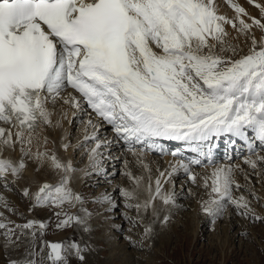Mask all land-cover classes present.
I'll list each match as a JSON object with an SVG mask.
<instances>
[{
  "label": "snow or ice",
  "instance_id": "6c2138e0",
  "mask_svg": "<svg viewBox=\"0 0 264 264\" xmlns=\"http://www.w3.org/2000/svg\"><path fill=\"white\" fill-rule=\"evenodd\" d=\"M249 2L264 14V5ZM226 3L234 17L220 14L215 0H0V125H8L0 126V182L6 187L9 176L19 178L27 158L47 159L65 174L72 169L55 154L33 153L30 147L41 124L52 125L48 105L59 100L79 110L86 104L138 159L144 149L136 145L162 151L156 144L159 139L206 142L224 133L247 138L251 129L264 143V37L257 39L252 31L264 32V19L249 16L233 0ZM226 26L236 30L237 39L242 35L245 42L250 40L248 53L237 55L238 45L229 40ZM69 88L79 97L62 95ZM88 124L96 129L91 119ZM56 126H61L59 121ZM18 146L22 156L18 163L3 157L5 150ZM100 147L97 143L96 149ZM96 149L93 167L98 166ZM250 151L245 163L256 170L264 164V156L251 147ZM210 154L211 146L202 153L209 159ZM201 163L176 161L170 170L159 172L154 186L149 177L143 201L138 189L144 178L125 172L135 185L133 190H120L125 207L155 215L157 199L165 205L175 203V192L165 191L164 185L181 169L196 183L191 165ZM237 170L239 165L214 167L204 177L203 186L210 191L202 210L216 218L232 205L240 215L264 221L244 195L234 196V189L241 187L234 175ZM68 184L67 175L58 185L44 183L33 196V207L61 209L54 213L58 229L76 225L90 231L85 216L91 213L86 209L85 216L63 211L66 204L75 207L84 202ZM23 195L28 197L29 190ZM102 200L117 207L107 194ZM0 202L7 207L4 197ZM48 226L29 220L12 228L0 221L6 244L20 238L17 228L32 230L28 256L39 257V264H69L73 255L86 264L84 253L89 249L79 243L43 241L35 251L37 230L43 235ZM151 231L145 229L146 234ZM8 264L21 261L10 259ZM23 264L38 260L28 258Z\"/></svg>",
  "mask_w": 264,
  "mask_h": 264
},
{
  "label": "rangeland",
  "instance_id": "374dc122",
  "mask_svg": "<svg viewBox=\"0 0 264 264\" xmlns=\"http://www.w3.org/2000/svg\"><path fill=\"white\" fill-rule=\"evenodd\" d=\"M241 4L247 12L249 11L250 13L251 10L254 11L253 8L249 7L248 9L243 2ZM249 21L250 20H248V22ZM262 37H264V32ZM244 54L246 53H243V51L237 52L238 56H242ZM57 103H60L61 105L64 102L63 100H59ZM57 103L50 104V107L55 105L57 106ZM83 115L85 114L83 113ZM87 118L89 117H82L81 120L84 121L87 120ZM90 119L92 118L90 117ZM69 124L70 125H68L67 130H69L68 135L70 139H67V142L70 147H73L72 152L75 159L72 168L78 165V169H82L84 168V163L87 168L90 166V168H92L93 160H87L91 155H89L90 153L87 151L88 147H83L85 143L82 141H85L87 140L86 138H88V141L93 143L96 139H92V136L88 137V134H91V130L87 134L86 138L82 139V135H86L87 132L86 129H84V131H81L80 129V127L82 128L84 125L79 124L75 131L72 132L75 125L72 126L71 123ZM49 127L51 131V125ZM54 134L55 130L53 129L50 134L51 137H53ZM70 134L75 135L72 138ZM81 142L83 145H80ZM18 147L17 149H19ZM80 147L82 148L81 151H79ZM137 147L140 146L137 145ZM113 148L115 149L116 147ZM248 148V145H241V147L235 151V160L231 161V164L233 163V165L240 161L241 169L237 170L239 175L238 181L241 187L239 189H234L233 194L236 197L243 194L251 202V207L255 210V213L260 216H264V186L260 184L257 181V178H254L253 175L251 178L250 176H244L246 172L244 167L248 165L244 162L245 158L248 157ZM110 149L111 148H109L108 151H111ZM32 150L33 149L31 148V151ZM262 151L263 149H259L257 153L264 156ZM104 152L105 151H101L102 154L99 152V156H104V159L98 163L96 169H92L89 173H87V175L93 173L96 176L95 178L98 176L99 180L103 179L102 181L106 180L107 182L100 185L97 183L96 185L95 181L91 184H89L90 182H87L85 185L82 183L83 190L79 195L84 198L83 204H77L73 208H70L69 206L68 208L70 209L65 208V206L63 208V211H67L75 215L85 216L84 209H86L88 213H91L90 217L85 216L87 219V227L90 231L86 232L83 230L84 226L76 225L64 229H58L56 227L58 218L54 213L61 211V209L54 207H33V198H31L32 195L25 197L23 195V190L25 189L23 188L21 181L13 180L10 176L7 181L8 186L5 187L3 183H0V196L4 197V200L7 202V207L0 202V212L3 213V217H0V221L7 223L9 227L12 228H15L16 225H23L29 220L43 221L49 226L44 231L43 235H41L40 231L37 230L35 251L39 252L43 241L63 242L65 244L70 242L79 243L82 248L87 246L89 249L86 253H84L86 256V264H264V221L254 220L252 216H242L232 205H228L227 210L216 218L205 214L202 208L194 214V216H196V220L195 218H191V211L193 210L192 207L194 203L202 202L206 197L204 193H201L200 190H198L201 186L198 178L196 183H192L187 179L186 175L182 177L184 181L183 183L186 182L185 186H187V188H185L184 192L178 196V200H175L174 204H170L173 206L171 211L172 213L170 212L169 221L166 223L164 222V225H167L166 227L169 229L171 228V230L169 233L164 234L165 237H167L163 241H158L157 238H155L154 234H156V228L158 229L157 225L150 223L147 226L146 224L148 223V218H146V216L143 215V218L138 217L139 214H137L138 212L134 208L128 209L125 207V200L123 199V196L120 195V190L125 188L132 189L131 186H135L134 183H132L133 180L131 181V178L128 179L129 177H126L121 183L118 182L116 184V188H119V192L117 194L118 196L116 198H113L114 195L110 197H112L114 202L120 206L111 210L110 205L102 201V197L107 193L108 196L110 193L112 194L115 188L113 179H109V176L114 171H109L110 174L107 173L108 169L113 166V164H109L112 160H106L108 156L103 155ZM116 152L117 151H113L112 153L114 154ZM112 153H110L111 156L113 155ZM119 157H121V153L119 154L118 159ZM26 161L29 163L35 162L32 158H27ZM87 161L88 164L86 163ZM104 161V165L101 166ZM219 161L223 162L224 159L222 157H218L213 162V166ZM121 163H123V161H121ZM158 165H160L159 161L156 162L155 166L154 164H151V166L149 165V170L152 167L150 173H157L158 176L159 172L169 170V168ZM261 165L259 169L260 171ZM120 167L122 166H119V168ZM133 167L134 166H132L131 169ZM210 167L211 166H209V164H204L201 167L203 169H196L208 170ZM141 168L144 169L145 167L143 168V166L139 165L137 168L135 165L132 170V175L137 176L138 173L136 171H139L141 172V175L144 176L147 172L144 170L141 171ZM120 176L121 175H118L116 179ZM137 177L141 176L138 175ZM172 179L171 186L173 185V188L175 189L176 187L178 188L179 185L176 184V181L178 183L180 180H177L176 174L173 175ZM53 180L58 181L57 177ZM120 184H122V186H120ZM84 186L85 188H83ZM173 188L172 190L175 191ZM181 190L182 188L179 189L177 193ZM204 191L206 192V188ZM139 192L140 189L138 193ZM253 192L255 193V196L252 195ZM256 197H259V200H257ZM133 203H135V201H133ZM97 206L100 207V210L92 209ZM127 216L134 217L136 219L129 220L127 219ZM101 219L103 221L102 223ZM203 220L205 221V224ZM148 227H150L152 231L146 234L145 229ZM173 229L176 230L174 231ZM95 230H97L98 233H95ZM31 231L32 230L17 228L16 232L20 238L17 240L13 237L15 242L6 244L4 236L6 229H0V264H8L10 259H16L21 261V264H23V261L28 258L37 259L39 264V257L28 256L30 241L32 240L30 235ZM21 232L24 234L20 235ZM46 251L47 249H45V252ZM45 264H47V262H45ZM69 264H80V262L78 261V258L73 255L70 257Z\"/></svg>",
  "mask_w": 264,
  "mask_h": 264
},
{
  "label": "bare ground",
  "instance_id": "6f19581e",
  "mask_svg": "<svg viewBox=\"0 0 264 264\" xmlns=\"http://www.w3.org/2000/svg\"><path fill=\"white\" fill-rule=\"evenodd\" d=\"M234 3H237V4H239V5H241V6H243L241 3L243 2V4H245V6L249 9V7L250 8H253L254 9V11L253 10H251L250 11V13H249V11H248V14H249V16H252V17H256V18H258V19H264V14H262L261 13V11H260V9L259 8H257V7H254L253 6V4L252 3H250L249 2V0H234L233 1ZM215 3L217 4V6H218V9H219V13L220 14H223V15H226V16H228V17H234L235 15H236V13L234 12V10L229 6V4L228 3H226V0H215ZM255 3H258V4H261V5H264V0H255ZM244 7V6H243ZM248 19V17L246 16V17H244V19ZM245 19V20H246ZM249 23H251V21H249ZM226 28H227V31H228V33H229V40L233 43V44H235V45H238V51H243V53H248V51H249V47H250V40L249 41H247V42H245V37L244 36H242V35H240L239 36V38L237 39V36H238V33L236 32V30H234V29H232L231 28V26H226ZM253 33L255 34V36H256V38L257 39H260V38H262V34H263V32H261L259 29H257V28H253ZM240 53V52H239ZM242 54V53H241ZM227 55H231V53L229 52V53H227ZM69 90H72V89H70L69 88ZM74 91V90H73ZM66 94H68V89H67V91L65 92V93H63L62 95H64V96H66ZM76 95H77V97H79V94L78 93H76ZM58 102V101H57ZM58 104V103H57ZM50 106V104L48 105V107ZM56 106V105H55ZM49 109H50V111H52V113H53V115H52V120L53 119H55V118H60L61 120H62V124H61V126H59V127H57L56 126V122L54 123L55 124V126H56V128H53L54 130H55V134H54V138H56V139H54L53 137H51V131L53 130H51L50 131V129H47V125L46 124H41V126H40V128L35 132V133H33L32 134V143H31V145H30V147L33 149L32 150V152L33 153H36V152H45V151H47L48 152V154L49 155H53V154H55L56 156H58L59 157V159L62 161V162H64V163H67V164H70L71 166L73 165V163L75 162V159H74V157H73V152H72V150H73V147L71 146H69L68 145V143H67V147H65V145H66V143L63 141V138L65 137V135H64V133H65V131L64 130H66V128L64 127V126H67V122L71 119V117H72V114H74L75 112V110H72V112H71V105H68V104H65V103H63V104H61L60 105V103L56 106V108H51V107H49ZM73 109H74V107H73ZM84 111H86V112H92V110L90 109V108H88V106L86 105V104H84L83 105V110H79V113H78V115H76V117H74L73 119H72V126H77V124H79V123H76V121H80V113L81 114H83V112ZM71 115H70V114ZM69 115H70V117H69ZM83 116H85V115H83ZM85 118V117H84ZM94 118H96L95 117V114H94ZM90 119V118H89ZM93 122V121H92ZM93 124H95L96 125V129H97V132L99 133V136L97 137V139H96V142L93 144V145H91V149H96V144L97 143H99V142H103L102 144V147H100L99 148V150L97 151L98 153L100 152L101 153V151L102 150H105V149H108V148H111V147H113V146H116V148L114 149V148H112L113 149V151L114 150H118V154H119V152L124 148V144H123V142H116V144H113V142L115 141V136H114V134L112 133V131H109V130H107L109 127V125L106 123V122H104L103 120H101L100 118L99 119H97L96 118V122H94ZM46 125V126H45ZM70 125V124H69ZM0 126H4V127H8V125H0ZM76 128V127H75ZM89 129L90 128H88V130L87 131H89ZM13 130H15V129H13ZM251 129H248V131H250ZM92 131H94V129L92 130ZM105 131V132H104ZM72 132H74V130L72 131ZM104 132V133H103ZM54 133V132H53ZM83 133V132H82ZM253 134L255 135V138H256V134H255V132H253ZM53 135V134H52ZM63 135H64V137H63ZM74 135L75 134H70V136H72V137H74ZM228 134L227 133H224V134H221V135H219V136H216L217 137V141H218V139H219V137H222V138H224V139H226V141H229L228 143L230 144L231 143V137H229V136H227ZM56 136V137H55ZM69 136V135H68ZM109 136V137H108ZM224 136V137H223ZM88 137H90L89 136V134H88ZM111 137H112V140H110L111 139ZM82 138V137H81ZM235 138H237L236 136H234V139ZM26 139H27V136H26ZM83 139V138H82ZM86 139H88V138H86ZM240 139L241 140H243L244 141V139L243 138H241L240 137ZM159 140H163V139H159ZM87 141V140H86ZM85 141V142H86ZM95 141V140H94ZM217 141H216V143L215 144H213V146L215 147L216 145H217ZM222 141H223V139H222ZM82 142H84V141H82ZM208 142H210V141H208ZM112 143V145L110 146V144ZM197 144L198 142H192V144ZM203 143H205V142H203ZM202 143V144H203ZM264 144V143H263ZM264 146V145H263ZM82 147V146H81ZM80 147V148H81ZM19 148V147H18ZM86 149V148H85ZM111 150V149H110ZM8 153H10V157H9V159H12V157H13V161H15V162H19V160L22 158V156H21V153H20V151H19V149H17L16 148V150L14 151V156L12 155V153H11V150H6ZM80 151V150H79ZM83 151V150H82ZM93 151V150H92ZM206 150L205 149H203L202 151H201V153H205L206 154V152H205ZM76 152H78V151H76ZM103 152V151H102ZM102 154V153H101ZM113 154V153H112ZM116 154V153H115ZM118 154H116V155H112V156H109V153H108V157L106 158V160H108V159H113V161L112 162H109V164L110 163H117V161H118V159H117V156H118ZM212 154V153H211ZM258 154V153H257ZM103 155H107L106 154V152H104L103 153ZM263 155V154H262ZM91 157H92V155H91ZM104 157V156H103ZM102 156H101V158L99 157V159H98V163L100 162V161H102V159H104ZM126 157H128V158H131V159H133V160H135L136 162H140V160H142L143 162H147L148 160H147V157H148V155H146V154H143L139 159H138V157L136 156V155H134L132 152H129L128 150H125V151H123V158H121V159H119V163H120V161H122L123 160V162H125V164H126V167H125V165L123 166V167H121V168H119V166L121 165V164H119V163H117V164H115V165H113L111 168H107L108 169V172L107 173H109L110 174V172L113 170L114 172H112V174L109 176V179H113V181H114V186H115V188H114V186H113V188H114V190H113V193L111 194H109V196H112V195H114V197L113 198H116L118 195V192H119V188L117 189L116 188V184L118 183V182H122V180L124 179V178H126V177H129V176H127V175H125L124 173L125 172H131L132 173V171L131 170H133L134 169V167L130 170L128 167H130V165H128V163H129V159L128 158H126ZM126 158V159H125ZM256 157H253V159H255ZM163 161H164V164L165 165H167V164H169V163H175L176 161H179V159L176 157V156H173V155H171V154H169V153H167V152H165L164 154H163ZM244 159V158H243ZM35 160V159H34ZM88 161H89V159H87ZM88 161L86 162L87 164H88ZM31 162V161H30ZM107 162V161H106ZM157 162V161H156ZM245 162V161H244ZM26 163H27V168L23 171V173L21 174V176L19 177V178H17V177H13V176H10V178H13V180H16V181H21V183L23 184V188L24 189H28L29 191H30V195H32V197L31 198H33V196H34V194H35V190H36V188H37V185L40 183V182H42V181H47V180H49V181H54L55 182V184L56 185H58L59 183H60V181H61V179L65 176V175H67V177H68V180H69V184H68V187L74 192V193H78V194H80L81 192H82V186L83 185H85V183H87V182H90L89 184H91V183H93L94 181H95V184L97 183L98 185H100V184H105L107 181L105 180V181H102V180H99V178H98V176H97V178H95L96 176H95V174H88L87 175V173H89L92 169H96V167H92V168H87V166H86V164L84 163L83 165H84V168H82V169H78V165L76 166V167H73L67 174H65L62 170L61 171H58V170H56L54 167H52V165H51V163L47 160V159H44L43 160V162H41V161H39V160H35V162H33V163H29V162H27L26 161ZM104 163H105V161L101 164V166H103L104 165ZM93 164V163H92ZM91 164V165H92ZM108 164V165H109ZM138 164V163H137ZM154 164V166H155V164L156 163H153ZM152 164V165H153ZM242 164V163H241ZM239 166H240V163L238 164ZM246 165V164H245ZM118 166V167H117ZM137 166V168H138V166L139 165H136ZM151 166V165H150ZM158 166H160V165H158ZM81 167V166H80ZM212 167V166H211ZM144 168V167H143ZM152 168V167H151ZM151 168H150V170H149V166L147 165V168H144V169H142L141 168V171L142 170H144V171H146L147 173H145V175L144 176H142L141 175V172H139V171H136L137 173H138V175L139 176H141V177H143L144 179V182L141 184V186H140V192L138 193V195H139V197H140V200L141 201H143V199L144 198H146V196H147V193L145 192V190H144V186L148 183V180H149V177H151L152 178V181H153V186H154V180L157 178V173L155 174V173H150V171H151ZM155 168V167H154ZM214 168V167H213ZM213 168L211 169V172H212V170H213ZM245 168V171L247 172H245V174H244V176H250V178H251V176L253 175L254 176V178L256 177L257 178V181L260 183V184H262L263 186H264V164H262L261 165V171L259 170L260 169V166L257 168L258 170H252L251 169V167H250V165H247V166H245L244 167ZM99 169H101V168H99ZM160 169V168H159ZM201 169H203V168H201ZM251 169V170H250ZM102 170V169H101ZM157 170H158V168H157ZM170 170V169H169ZM110 171V172H109ZM164 171V170H163ZM252 171V172H251ZM134 172V171H133ZM157 172V171H156ZM262 172V173H261ZM179 174V173H178ZM99 175H101V174H99ZM118 175H121L120 177H118V179H116L117 178V176ZM137 175V176H138ZM151 175H153V176H151ZM235 179H236V181L239 183V181H238V179H239V175H238V171H235ZM89 176V177H88ZM92 176V177H91ZM125 176V177H124ZM136 176V177H137ZM205 176H208V175H203V174H199V175H197V177H198V181L200 182V184H201V186L203 185V179H204V177ZM57 177V180L58 181H56V180H53L54 178H56ZM88 177V178H87ZM94 177V178H93ZM52 178V179H51ZM101 179V178H100ZM106 179V178H105ZM128 179H130V177L128 178ZM241 179V178H240ZM85 180V181H84ZM88 180V181H87ZM173 180V179H172ZM172 180L169 182V183H166L165 185H164V190L165 191H169V192H171V191H173L172 190V188H173V185L171 186V182H172ZM112 181V182H113ZM129 181V180H128ZM131 181H132V179H131ZM184 182V181H183ZM0 183H2V182H0ZM8 183V182H7ZM14 183V182H13ZM20 183V184H21ZM82 183H83V185H82ZM133 183V182H132ZM186 183V182H185ZM209 183H210V181H209ZM96 184V185H97ZM175 184V183H174ZM14 185V184H13ZM95 185V186H96ZM131 185H133V184H131ZM186 185V184H185ZM2 186V185H1ZM8 186V185H7ZM18 186V185H17ZM120 186H122V184H120ZM124 186V185H123ZM177 186V185H176ZM183 186H184V184H181V186H180V188H178V189H181V188H183ZM200 186V187H201ZM20 187V186H19ZM119 187V186H118ZM126 187V186H125ZM125 187H123V188H125ZM132 187V189L130 188V189H128V190H133L134 188H135V186L133 187V186H131ZM172 187V188H171ZM203 187V186H202ZM21 188V187H20ZM83 188H85V186L83 187ZM139 189H138V191H139ZM174 190H175V188H173ZM204 189H205V187H204ZM1 190V189H0ZM184 190H185V187H184V189H182V191L181 192H179V193H177L176 194V191H177V188H176V190L174 191L175 192V195H177V196H175V200H178V196L180 195V194H182L183 192H184ZM24 191V190H23ZM209 191H210V189H206V197H205V200H207V199H209V195H208V193H209ZM2 192V191H1ZM190 192V191H189ZM193 193V192H192ZM197 193H199V192H197ZM99 194V193H98ZM108 194V193H107ZM188 195H190L189 193H187ZM194 194V193H193ZM195 195V194H194ZM203 195V194H202ZM243 195V194H242ZM192 196V195H191ZM13 197V196H12ZM180 198H181V196H180ZM124 199V198H123ZM200 199V198H199ZM204 200V201H205ZM103 201V200H102ZM203 202V201H202ZM202 202H196V203H194V205H193V210L191 211L192 212V219H194L195 218V220H196V216H194V214L195 213H197L201 208H202ZM156 209H157V213L155 214V215H153V213H152V211L151 210H149L148 212H140V213H137V214H139V216L138 217H142L143 218V215L144 216H146V218H148V223L146 224L147 226H148V224H154V225H157L158 226V229L156 228V234H154L155 235V238H157V240L158 241H163L166 237H165V235L164 234H166V233H169V231L171 230V228L169 229L168 227H166L167 225H164V222H165V220H164V217L165 216H167L168 217V219H167V222L169 221V214H171L172 212V208H173V206H171V205H165V204H163L159 199H157L156 200ZM108 204V203H107ZM109 205V204H108ZM117 205V204H116ZM70 205H65V208H67V209H70V208H73L72 206H70V208H68ZM120 205H117V207H119ZM98 208V209H97ZM111 208V207H110ZM92 209H94V210H100V207H94V208H92ZM112 209H114V208H111V210ZM202 211V210H201ZM171 212V213H170ZM114 214V213H113ZM136 214V215H137ZM173 215V214H172ZM128 217V216H127ZM131 219H136V218H134V217H131ZM138 220V219H137ZM146 220V219H145ZM139 221V220H138ZM103 221H102V219H101V223H102ZM122 222V221H121ZM203 222H204V224H205V221L203 220ZM166 223V222H165ZM146 226V227H147ZM153 226V225H152ZM155 227V226H154ZM171 227V226H170ZM164 229H166V230H164ZM98 230V229H97ZM97 230H95V233H98L97 232ZM174 231L176 230V229H173ZM176 232H178V231H176ZM86 238H87V236H86ZM90 240V239H89ZM156 240V241H157ZM162 243V242H161ZM111 247V246H110ZM93 249V248H92ZM128 250V249H127ZM92 253V252H91ZM95 258V257H94ZM92 260V259H91ZM94 260V259H93ZM99 263V262H98ZM100 264V263H99Z\"/></svg>",
  "mask_w": 264,
  "mask_h": 264
},
{
  "label": "water",
  "instance_id": "95a60500",
  "mask_svg": "<svg viewBox=\"0 0 264 264\" xmlns=\"http://www.w3.org/2000/svg\"><path fill=\"white\" fill-rule=\"evenodd\" d=\"M44 183H49V184L56 185L54 181H49V180H47V181H42V182L39 183V185H38L36 191H38L39 187H41Z\"/></svg>",
  "mask_w": 264,
  "mask_h": 264
}]
</instances>
